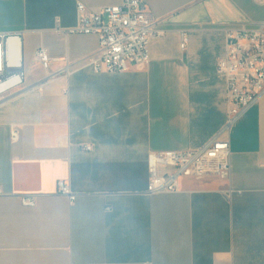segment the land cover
<instances>
[{
    "label": "crops",
    "instance_id": "0c3cea01",
    "mask_svg": "<svg viewBox=\"0 0 264 264\" xmlns=\"http://www.w3.org/2000/svg\"><path fill=\"white\" fill-rule=\"evenodd\" d=\"M123 1L0 0V32L23 33L25 67L23 88L0 100V264H264V97L232 129L229 179L144 194L151 152L200 147L224 125L226 31L263 27L264 4L147 0L161 34L148 66L97 74L98 38L54 28L76 25L79 2Z\"/></svg>",
    "mask_w": 264,
    "mask_h": 264
},
{
    "label": "built area",
    "instance_id": "2783aa9c",
    "mask_svg": "<svg viewBox=\"0 0 264 264\" xmlns=\"http://www.w3.org/2000/svg\"><path fill=\"white\" fill-rule=\"evenodd\" d=\"M256 1L264 4V0ZM158 21L149 11L147 0H124L119 6L98 9H89L79 2L76 25L63 28L57 21L54 31L96 36L99 46L89 58V66L97 74H117L132 67L148 66L150 42L161 35L155 30ZM22 39L23 33L0 32V100L19 92L24 86ZM186 45L187 38L182 33L181 49L185 50ZM35 58L45 70L54 61L43 47L36 50ZM217 73L226 85L228 108L224 125L200 147L151 152L144 194L179 193L181 178L229 179L232 129L264 97V26L257 30H227L225 55L218 61ZM83 148L88 152L94 150L93 145ZM57 193L67 197L72 204L79 195L64 181L57 183ZM20 199L24 206H34L37 197L26 195Z\"/></svg>",
    "mask_w": 264,
    "mask_h": 264
}]
</instances>
